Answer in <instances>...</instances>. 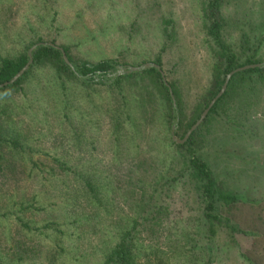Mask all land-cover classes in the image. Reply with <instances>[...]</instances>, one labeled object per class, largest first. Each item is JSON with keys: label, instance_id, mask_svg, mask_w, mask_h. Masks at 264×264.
<instances>
[{"label": "rangeland", "instance_id": "1", "mask_svg": "<svg viewBox=\"0 0 264 264\" xmlns=\"http://www.w3.org/2000/svg\"><path fill=\"white\" fill-rule=\"evenodd\" d=\"M260 1H234L224 8L229 18L225 35L236 48L240 45L241 30H250V25L260 20L257 14ZM201 2L0 0V56H15L27 42L37 37L68 45L77 58L91 61L114 58L126 64L125 68L142 67L162 56L165 73L170 79L181 80L191 112L199 95L208 87L218 57V48L204 31ZM165 16L174 20L177 41L163 52L165 39L161 20ZM257 56L264 60V45ZM55 82L53 70H35L24 84V92L10 91L7 96L0 97V109H6L18 121L29 146L22 154L26 167L23 178L2 185L4 177L0 175V257L4 264H103L133 217L126 205L131 199L118 188L115 193L110 191L109 205L97 216L92 208L79 206L73 211L67 205L72 176L58 171L52 157L70 161L68 165L73 168L82 164L88 170L91 167L106 169L108 174L122 176L128 171L125 163L132 161V158L125 159L131 143L140 146L134 150L136 163L150 162L158 153L156 146L150 147L151 141L137 135L133 138L122 136L115 147L110 115L106 113L107 108H112L113 95L103 87L91 90L92 97L87 100L73 97L77 102L68 108V113L75 117L73 122H79L78 127L75 126L77 131L74 130L63 113ZM259 87L255 95L260 102L252 108L244 107L247 114L234 106L237 111L233 109L229 114L234 118L233 125H227L224 118L218 119L204 135L201 152L219 181L240 195L247 194L246 199L254 202V205H237L232 209L229 216L250 234L239 233L232 238L227 229H220L216 237L218 257L215 264H250L242 257L243 253L255 264H264V85ZM96 104H103L101 113L105 117L95 109L85 111L86 107ZM78 114H86L83 125ZM154 126L163 134V142H169L172 134L162 121H156ZM182 136L181 130L177 139L181 140ZM112 145L118 149L115 154ZM112 158L114 164L120 159L124 164L113 165ZM32 159L47 171L52 172L55 167L58 175L45 174L37 178L33 170L38 171L30 169ZM156 161L157 164L162 162L161 159ZM117 183L115 179L113 186H123V182ZM158 200L160 206L167 208V215L153 233L140 227V242L160 248V252L169 257V264H202L197 258L205 251L193 248L195 242L191 241L198 237L195 232L201 216V204L195 194L188 187L173 186L170 191L165 189ZM32 204L33 208L21 211L22 206ZM18 217L29 229L19 223ZM53 222L57 224L46 227ZM204 245L200 243L201 247Z\"/></svg>", "mask_w": 264, "mask_h": 264}, {"label": "trees", "instance_id": "2", "mask_svg": "<svg viewBox=\"0 0 264 264\" xmlns=\"http://www.w3.org/2000/svg\"><path fill=\"white\" fill-rule=\"evenodd\" d=\"M234 1L243 2V0H202L201 2L204 31L208 40L218 48V57L213 64L208 87L199 95L197 104L191 112L184 97L181 80L170 79L165 73L162 56H157L152 63L157 64L165 73L174 99L158 68L152 66L140 71H130V68H125L126 64L114 58L96 61L77 58L68 45H59L55 39L48 42L43 37L33 38L15 56H0L1 85L10 81L26 66L30 60L29 52L32 47L38 43H45L33 50V64L23 76L13 85L0 88V97L7 96L10 91L24 92V84L35 70H53L55 83L59 88V102L74 130L79 122H73L75 117L68 113V108L73 107L77 102L73 100V97L87 100L92 97L91 90L103 87L107 93L111 92L113 95L112 108H107L106 113L110 115L108 118L112 125V139L115 147L119 145L124 135L130 138L135 135L146 138L148 142L151 141L150 147L156 146L157 156L151 158L150 162L144 160L136 163L134 162L135 151L140 146L137 147L136 142L131 143L129 149H126L128 158L125 159L132 158V161L125 163L128 164V171L122 176H113L111 173L108 174L106 169H96L91 167L92 165H89L90 170L82 164L80 167L76 165L77 167L73 168L68 165L70 161H65L62 157L51 158L58 171L72 176L73 181L69 180L70 184H68L67 196H71L68 198L67 205H70L73 211H76L79 206L83 209L92 208L97 216L109 205L110 193H115L117 188L118 191L124 190L131 199V202L126 201V205L133 217L130 219L128 228L120 235L118 242L107 253L103 264H169V257H166L165 252H160V248L146 246L142 244V241L140 242L139 235L142 232L139 228L142 227L153 233L155 228L162 225V219L167 215V208L158 204L159 195L165 189L170 191L173 186H180L182 189L188 187L201 204V216L195 232L198 237L190 239L193 243L195 242L193 248L197 247L199 250L203 248L205 251L202 255L204 258L202 256L197 258L202 264L216 263L218 257L216 237L220 229H227L232 238L239 233L250 234L229 215L235 206L254 205V202L246 199L247 194L240 195L236 190L230 189V186H224L201 152L207 128L223 118L226 119L227 125H233L234 118H231L229 114L235 109L234 106L240 107L239 112L244 107H254L260 102L258 95L255 94L260 84L264 85V60L257 56L264 45V0L260 1L261 7L257 13L260 15V20L255 25H250V30H241L238 48L230 43L225 35L229 28V18L224 8ZM161 21L165 39L162 50L166 52L176 43L177 31L173 26L174 20L171 18L165 16ZM49 43L63 48L71 65L65 62L61 50ZM254 64H261V67L239 72L232 77L225 94L216 102L205 121L192 133L188 141L181 144L173 140V129H175L176 137L182 130L183 136L180 138L184 139L190 128L218 95L229 73ZM121 70H124V73L119 75ZM78 88L81 90L80 93ZM91 103L95 104V102ZM102 105L96 104L92 108L85 106V111L95 109L101 113ZM243 113L247 114L248 110L244 109ZM86 114L82 116L78 114L77 118L82 125ZM101 115L102 118L105 117L103 113ZM158 120H161L172 134L171 137L169 136V142L167 140L164 143V139L161 138L163 134L155 128L154 123ZM17 123L18 121L13 119L6 109H0V175L4 177L2 185H6L9 181L21 180L26 171L22 154L27 151L26 147H29L28 139ZM80 133L82 135V132ZM76 134L78 136L79 133L76 132ZM115 147L113 146L114 154L118 151ZM157 159H161L164 163L157 164ZM167 159L168 163H165ZM113 160L114 158L111 159L113 165L124 164L122 159L116 164ZM31 162L30 169L38 171L33 170L37 178L45 174L58 175L55 167L50 172L33 159ZM115 179H118L119 184L123 182V186H113ZM155 195L158 197L157 200ZM33 207V204L22 206L21 211ZM18 221L23 227L29 229L22 218L18 217ZM55 224L57 222L46 227ZM187 237L189 239L190 235ZM201 242H204V247L200 246ZM188 244L189 242L187 246ZM159 253H162V256ZM242 257L248 263L255 264V261L246 254L243 253ZM0 264H4L1 257Z\"/></svg>", "mask_w": 264, "mask_h": 264}, {"label": "water", "instance_id": "3", "mask_svg": "<svg viewBox=\"0 0 264 264\" xmlns=\"http://www.w3.org/2000/svg\"><path fill=\"white\" fill-rule=\"evenodd\" d=\"M42 44H45V43H38L37 45H35L34 47L31 48V50H30V52H29V58H30V60H29V62L26 64V66H25L22 70H20V71L16 74V76H14L10 81L5 82L4 84H1V85H0V88H4V87H8V86H10V85H13L14 83H16V82H17V81H18V80H19V79H20V78H21V77H22V76H23V75H24V74L30 69V67H31L32 64H33L32 52H33V50H34L37 46L42 45ZM50 45L55 46V45H53V44H50ZM55 47H57L58 49L61 50L65 62H66L67 64L71 65V64H70V61H69V59H68V57H67V55H66V53H65V51H64V49L61 48V47H58V46H55ZM152 66H154V67H156V68H158V69L160 70V72H161V74H162V77H163V79H164L166 85L169 87L170 92H171V95H172V97H173V99H174V96H173V93H172V89L170 88L169 84H168L167 81H166L165 73L163 72V70H162L157 64L147 63V64H145V65L142 66V67H131V68H130V69H131L130 71H140L141 69L149 68V67H152ZM259 67H261V64L247 65V66H244V67L238 68V69L232 71L231 73H229V74L227 75L226 80H225V83H224L222 89L220 90V92L218 93V95H217V96L211 101V103L209 104V106L205 109V111H204L203 114L201 115L200 119H199V120H198V121H197V122H196V123L190 128V130L187 132V134H186V136L184 137V139H183V140H178L177 137H176L175 134H174V132H175L174 130H175V129H173V132H172V134H173V140L176 141L177 143H181V144H183V143H185L186 141H188V139L190 138V136L192 135V133L195 132V131H196V130L202 125V123L205 121V119L207 118L209 112H210L211 109L214 107V105L216 104V102H217V101H218V100H219V99L225 94V92L227 91V88H228L229 82H230V80L232 79V77H233L235 74L239 73V72H242V71H245V70H248V69L259 68ZM130 71H129V72H130ZM123 73H124V70L119 71V75H121V74H123Z\"/></svg>", "mask_w": 264, "mask_h": 264}]
</instances>
